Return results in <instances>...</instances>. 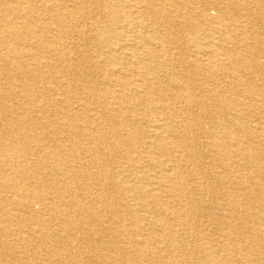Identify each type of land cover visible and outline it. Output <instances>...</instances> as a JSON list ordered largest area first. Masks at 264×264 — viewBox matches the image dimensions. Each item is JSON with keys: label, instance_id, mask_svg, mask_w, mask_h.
Masks as SVG:
<instances>
[{"label": "bare ground", "instance_id": "6f19581e", "mask_svg": "<svg viewBox=\"0 0 264 264\" xmlns=\"http://www.w3.org/2000/svg\"><path fill=\"white\" fill-rule=\"evenodd\" d=\"M111 1L0 0V264H264V0Z\"/></svg>", "mask_w": 264, "mask_h": 264}, {"label": "rangeland", "instance_id": "374dc122", "mask_svg": "<svg viewBox=\"0 0 264 264\" xmlns=\"http://www.w3.org/2000/svg\"><path fill=\"white\" fill-rule=\"evenodd\" d=\"M225 1H228V0H212L211 1V3H210V6H209V9H208V13L210 12V14H214L217 10H219L220 8H222V6L224 5V3L223 2H225ZM213 2H214V4H213ZM111 4V5H110ZM118 4V2H116V1H111V0H99V2H98V7L95 9L96 11H97V16L96 17H99L100 18V16H104V15H108V14H111V12L115 9V8H117V5ZM198 5H199V7L201 8V4L199 3V4H196L195 6H196V8L193 10V12L192 13H194L195 14V10H197L199 7H198ZM214 5V6H213ZM89 7H92V5H89ZM219 7V8H218ZM199 8V9H200ZM214 8V9H213ZM218 8V9H217ZM178 9H180V8H178ZM215 9H216V11H215ZM181 10V9H180ZM182 10H185V11H187V12H190V10H192L191 9V6H188V5H186V6H184V8H182ZM124 13H126V11H124ZM123 13V14H124ZM122 14V15H123ZM191 14V13H190ZM193 15V14H192ZM192 22H193V24H192ZM183 24L181 25V28H180V32H182V33H184V32H189V31H191L192 30V27H193V25H196V23H199L198 25L200 26V29L202 28V30H204L206 27H207V25L205 24V22L203 21V20H201V18H195V20H187L186 22H182ZM262 23V24H261ZM132 25V24H131ZM260 25H261V28L264 30V20H262V22H260ZM202 26V27H201ZM99 29H101V30H103V31H107V30H109V29H111L112 27H113V24L110 22V23H108V22H106L105 21V23H100L99 24ZM131 27V26H130ZM181 30H183V31H181ZM88 34H90V31L88 32ZM131 34V33H130ZM245 36V35H244ZM245 37H247V40H248V42H254L251 38H250V35H247V36H245ZM135 37L133 36V34H131V39H134ZM252 40V41H251ZM89 45V47H90V45L91 44H88ZM185 54H187V52L185 53ZM157 71V70H156ZM205 69L204 68H202L201 66L200 67H197V69H196V72H198V74H197V76H200V74H202V73H205ZM259 71V70H258ZM257 71V72H258ZM151 72H153V70H151ZM252 74V75H251ZM246 75V74H245ZM247 76H250V77H257L258 78V76H260V78L261 77H263L262 79H264V75H262V73H261V71H259L258 73H255V71H250V73H248V75ZM208 84L210 85V86H214V85H223L224 83H221V81H219L218 79H213V80H210L209 82H208ZM242 92V91H241ZM257 114V112L254 114V115H256ZM251 115H250V112H249V114L248 115H246V117L244 118V120H245V122H247V123H249V124H252V121H251V119H252V117H250ZM124 126L126 127V128H132V126L131 125H129L128 123H126V124H124ZM135 126H136V128L137 129H144V128H146L147 127V125L144 123V122H141V123H137V124H135ZM140 129V130H141ZM2 193V194H1ZM4 193H5V195H9L8 197H10V194L8 193V191H6V189H0V196L1 197H3L4 196ZM15 199H17L18 200V198L17 197H14V198H12V197H10V200H14V203H15V205H16V203L18 202L17 200H15ZM17 206V205H16ZM47 216V215H46ZM17 225H19L18 223H15V225L14 226H12L13 228H15L16 230H15V232H16V234L17 235H19V236H24L26 233H27V231L24 229V228H22L21 226H23L21 223H20V226H17ZM19 250H20V255L21 256H23V257H25L26 255H28L29 256V260L30 261H33V259L35 258V259H38V261H40V258H42V256H39V255H36V251L34 250H31V248L29 247V245L27 244V243H25V242H21V244H20V248H19ZM35 253V254H34ZM7 253H2V256L3 257H5V255H6ZM37 256V257H36ZM32 264H35V263H32ZM36 264H39V263H36ZM86 264H91V263H89V262H86ZM95 264V263H94ZM98 264H101L100 262H98Z\"/></svg>", "mask_w": 264, "mask_h": 264}]
</instances>
